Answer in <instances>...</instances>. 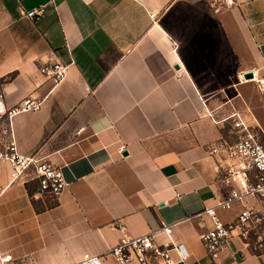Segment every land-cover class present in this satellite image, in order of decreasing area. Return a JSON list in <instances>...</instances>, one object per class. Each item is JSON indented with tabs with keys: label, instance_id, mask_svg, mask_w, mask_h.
I'll return each mask as SVG.
<instances>
[{
	"label": "crops",
	"instance_id": "0c3cea01",
	"mask_svg": "<svg viewBox=\"0 0 264 264\" xmlns=\"http://www.w3.org/2000/svg\"><path fill=\"white\" fill-rule=\"evenodd\" d=\"M41 5L37 20L22 14ZM54 60L67 65L56 84L38 71ZM260 82L264 0H232L219 12L211 0H0L4 103L42 99L12 118L17 149L60 167L69 183L51 198L35 181L11 182L0 160V252L75 264L122 234L175 222L187 264H264V250L237 230L211 260L200 239L210 222L195 216L228 196L207 148L234 141V114L264 139ZM243 206L264 203L246 197L216 212L227 223Z\"/></svg>",
	"mask_w": 264,
	"mask_h": 264
},
{
	"label": "built area",
	"instance_id": "2783aa9c",
	"mask_svg": "<svg viewBox=\"0 0 264 264\" xmlns=\"http://www.w3.org/2000/svg\"><path fill=\"white\" fill-rule=\"evenodd\" d=\"M231 4L232 0H211V7L216 12ZM22 14L31 20H37L44 15V7L41 5L22 11ZM149 16L154 21L156 13L150 12ZM66 69L67 65L60 60L43 62L38 67L39 73L54 84L65 77ZM252 74L254 77V72ZM259 86L264 92V83L260 82ZM41 104L42 99L29 95L15 105L7 106L0 92V160L10 165L11 182L35 181L39 194L57 198L69 186L60 167L36 154H21L12 135V118L20 112L37 111ZM234 116V141L222 146L213 143L207 148L208 154L218 162L220 181L229 188L228 196L195 214L204 215L210 222L209 228L200 234V239L211 260L218 257L235 230L239 239L248 244L252 242L255 251L264 250V207L259 210L243 206L237 217L227 223L216 212V207L229 208L233 202L242 201L246 197L264 203V139L254 135L238 115ZM174 225L175 222L162 223L155 230L135 236L122 234L117 243L107 247L105 253L85 252L75 264H103L106 256L112 257L117 264H187L188 252L184 243L173 239ZM159 233L164 236L161 241L156 238ZM0 264L33 263L28 259L18 260L8 253L0 252Z\"/></svg>",
	"mask_w": 264,
	"mask_h": 264
},
{
	"label": "water",
	"instance_id": "95a60500",
	"mask_svg": "<svg viewBox=\"0 0 264 264\" xmlns=\"http://www.w3.org/2000/svg\"><path fill=\"white\" fill-rule=\"evenodd\" d=\"M176 68H177V66H176ZM252 77H253V74L251 71L244 73V78L248 79V78H252Z\"/></svg>",
	"mask_w": 264,
	"mask_h": 264
},
{
	"label": "rangeland",
	"instance_id": "374dc122",
	"mask_svg": "<svg viewBox=\"0 0 264 264\" xmlns=\"http://www.w3.org/2000/svg\"><path fill=\"white\" fill-rule=\"evenodd\" d=\"M253 78V77H252ZM248 79H251V78H248ZM258 88V85L256 86Z\"/></svg>",
	"mask_w": 264,
	"mask_h": 264
}]
</instances>
